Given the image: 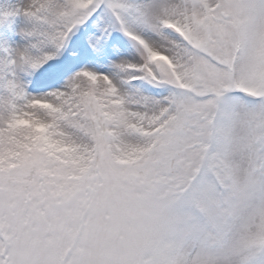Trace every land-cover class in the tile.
Returning a JSON list of instances; mask_svg holds the SVG:
<instances>
[{
    "label": "snow or ice",
    "instance_id": "1",
    "mask_svg": "<svg viewBox=\"0 0 264 264\" xmlns=\"http://www.w3.org/2000/svg\"><path fill=\"white\" fill-rule=\"evenodd\" d=\"M0 264H264V0H0Z\"/></svg>",
    "mask_w": 264,
    "mask_h": 264
}]
</instances>
